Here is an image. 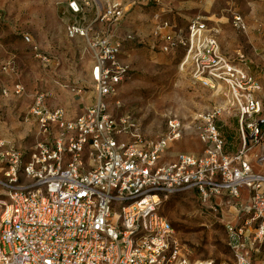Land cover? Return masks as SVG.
Masks as SVG:
<instances>
[{
    "label": "built area",
    "instance_id": "obj_1",
    "mask_svg": "<svg viewBox=\"0 0 264 264\" xmlns=\"http://www.w3.org/2000/svg\"><path fill=\"white\" fill-rule=\"evenodd\" d=\"M73 1L78 14L89 6L88 0ZM105 1L94 18L105 29L96 32L94 23L83 25L85 17L66 26L67 37L83 39L92 55L93 104L68 119L37 94L24 117L36 127L39 140L33 147L25 153L0 137V264H215L193 259L160 212L167 196L184 191L194 193L200 207L210 211L216 210L217 199L240 200L236 217L225 226L233 264H264V175L254 172L247 159L257 149V161H264L260 83L240 52L235 58L221 52L211 20L193 15L182 26L173 22V7L142 0L158 8L152 16L151 48L180 52L181 67L203 86L223 84L238 121L236 153L223 152L216 125L222 110L215 108L200 116L202 154L181 152L165 163L164 154L182 136L176 119L168 121L164 135L149 139L134 119L110 114L109 100L131 75L120 57L124 43L134 37L117 32L127 11L123 4ZM232 23L246 31L240 15ZM40 60L49 63L46 57ZM12 68L9 62L4 66ZM24 91L20 83L10 88L14 96Z\"/></svg>",
    "mask_w": 264,
    "mask_h": 264
},
{
    "label": "rangeland",
    "instance_id": "obj_2",
    "mask_svg": "<svg viewBox=\"0 0 264 264\" xmlns=\"http://www.w3.org/2000/svg\"><path fill=\"white\" fill-rule=\"evenodd\" d=\"M71 1L0 0V137L9 139L25 153L39 140L33 121H24L35 95L44 94L47 106L65 108L71 117L80 115L95 99L88 75L91 57L85 41L66 35V26L73 21L84 17L83 25L93 21V0H88L89 6L84 7L81 14L69 11ZM75 1L80 3V0ZM121 1L127 11L117 29L121 36L130 33L134 39L124 43L120 60L130 67L131 75L109 100L110 114L134 119L137 130L149 139L164 135L168 121L176 119L183 132L180 140L174 142L163 156V161L168 163L181 152L202 154L203 144L198 133L200 116L220 108L222 113L216 119V125L225 142L223 152L236 153L240 145L238 121L228 89L223 84L210 88L196 82L190 69L181 67L180 52L163 54L158 48L152 49V16L157 9L151 5L142 6V0ZM262 1L212 0L210 8L197 11L223 23L219 27L221 36L218 40L221 52L231 58L240 52L250 73L264 85V21H245L246 32L236 29L232 23L236 14L243 18L249 15V3ZM169 2L167 0L165 4ZM136 16H147V20L134 21ZM173 22H180L182 26L185 23ZM92 23L97 31L101 30L100 23ZM23 35L28 36L29 42ZM138 40L141 43H137ZM36 55L46 57L50 62L46 64ZM8 62L13 66L12 71L4 69ZM15 83L24 86L23 95L10 93ZM4 89L8 95L3 94ZM262 94L263 89L260 98ZM260 155L257 149L251 150L247 159L254 172L264 175V161H257ZM239 201L227 196L217 199L216 210L210 211L200 207L194 193L184 191L167 196L160 212L193 259L233 264L225 226L236 217ZM260 259L259 256L256 260Z\"/></svg>",
    "mask_w": 264,
    "mask_h": 264
},
{
    "label": "crops",
    "instance_id": "obj_3",
    "mask_svg": "<svg viewBox=\"0 0 264 264\" xmlns=\"http://www.w3.org/2000/svg\"><path fill=\"white\" fill-rule=\"evenodd\" d=\"M103 1H105V0H93V4L92 5H93L94 9L95 10L102 9L104 7ZM119 1L122 3L121 0H119ZM165 1H167V0H160V5H163V6L172 5V7L175 10V15L177 16V18H175V21H185V23H186V21L191 16H193V15H201V16L206 17L209 20H211L212 24L217 27V29H218V35H217L218 36V40L220 39L221 32H220V28L219 27H220V24H223V23H220L221 22L220 20L214 19L213 17H211L210 15H208L206 13H202V12L197 11V9L200 10V9H208V8H210V4H211L212 0H181V1L169 0L170 2L168 3V5L165 4ZM100 2L102 4H100ZM249 4H250V6H249V9H250L249 15L245 16L244 18L242 17L244 23L246 24L245 21H262L263 22L264 21V1L259 2V3L258 2H252V3H249ZM141 5L145 6V7L151 5L152 8L158 9V8H156L154 3H152V2L149 3V4H144V3L141 2ZM125 9H127V8H125ZM69 11L74 13L71 10H69ZM94 14H95V12H94ZM135 19L136 20H134V21H144V20H147V16H142V17L136 16ZM93 21H94V19H93ZM93 21H91V23ZM215 21H217V23H215ZM95 28H96V25H94V29ZM101 29H105V26H101ZM246 30H247V24H246ZM95 31L97 32L96 29H95ZM117 32L119 33L118 29H117ZM111 33H113V29L111 30ZM75 39H77V38H75ZM219 46H220V49H221L220 41H219ZM87 52L89 53V55L91 57V64H90L89 71H88V75H89V78H90V69H91V65H92V55H91L90 51L87 50ZM37 57L40 59V57H42V56L38 55ZM48 61L50 62V60H48ZM90 81H91V78H90ZM257 81L260 82L259 80H257ZM260 85H261L262 89L264 90V85H263L262 82L260 83ZM261 97H262L261 99L263 100V105H264V95L262 94ZM50 108L62 109L63 110V108H60V107H50ZM63 111L65 112V115H66V117L68 119H74L76 117V116H74V117L69 116L67 114V111H66L65 108H64ZM245 196H246V190L242 189L241 190V197H245Z\"/></svg>",
    "mask_w": 264,
    "mask_h": 264
},
{
    "label": "water",
    "instance_id": "obj_4",
    "mask_svg": "<svg viewBox=\"0 0 264 264\" xmlns=\"http://www.w3.org/2000/svg\"><path fill=\"white\" fill-rule=\"evenodd\" d=\"M69 7L70 9L73 11V12H77L78 11V7L76 5V3L74 1H71L70 4H69Z\"/></svg>",
    "mask_w": 264,
    "mask_h": 264
}]
</instances>
